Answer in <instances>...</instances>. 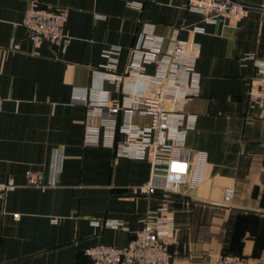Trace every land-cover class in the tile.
I'll return each mask as SVG.
<instances>
[{
  "label": "crops",
  "instance_id": "1",
  "mask_svg": "<svg viewBox=\"0 0 264 264\" xmlns=\"http://www.w3.org/2000/svg\"><path fill=\"white\" fill-rule=\"evenodd\" d=\"M31 1L0 0V180L18 184L0 194V264H91L89 247L127 246L161 206L175 217V264H216L220 254L264 264V115L248 102L264 66V0H238L249 11L217 22L188 10L189 0H38L67 11L59 45L35 44L23 26ZM174 39L197 53V94L175 122L201 169L178 192L142 194L151 161L121 154L122 118L89 116L83 102L122 99L130 77L111 79L106 50L120 48L113 72L126 75L140 62L137 48L156 49L157 60L142 63L157 74ZM55 152L63 165L55 185L27 186L30 171L49 182Z\"/></svg>",
  "mask_w": 264,
  "mask_h": 264
},
{
  "label": "built area",
  "instance_id": "2",
  "mask_svg": "<svg viewBox=\"0 0 264 264\" xmlns=\"http://www.w3.org/2000/svg\"><path fill=\"white\" fill-rule=\"evenodd\" d=\"M188 10L199 13L206 22H217L220 18H237L249 11V6L238 0H189ZM67 11L52 5H40L32 0L22 24L27 28L35 44L43 42L59 45L67 41L65 32ZM151 33V31H150ZM119 47L106 50L109 63L105 66L113 81H126L120 102L113 103L107 97L83 102L89 116H101L104 121L114 124L122 118L120 130L125 139L118 143L121 154L148 157L151 161V177L140 186L139 192L153 195L157 190L178 192L188 182L190 171L195 165L198 171L202 162H195L185 155L184 136L186 130L175 119L183 116V105L188 98L197 94L198 77L195 71L196 50L189 49L179 39H174L169 52V63L165 72L149 74L142 62L156 61L157 51L149 55L145 50L136 49L140 62L131 65L128 74H117ZM146 52V53H145ZM128 76V77H127ZM248 102L259 106L264 115V66L249 82ZM4 99L0 97V111ZM139 114L151 117L147 126H139L133 119ZM179 120V119H178ZM94 134L88 130L87 142L94 143ZM196 163V164H195ZM62 156L55 152L51 163V176L43 182L37 172L27 174V186L46 188L55 185V175L62 171ZM18 187L13 178L0 180V194L5 196ZM110 225L113 226L111 223ZM175 217L167 206L149 211L142 219V226L125 247L111 244H97L86 250L91 264H175L171 250ZM216 264H251L240 254H220Z\"/></svg>",
  "mask_w": 264,
  "mask_h": 264
}]
</instances>
